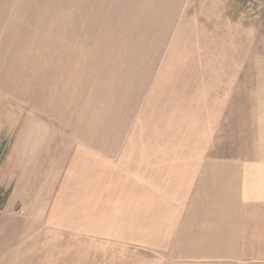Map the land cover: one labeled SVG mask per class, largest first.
<instances>
[{"label":"rangeland","instance_id":"obj_1","mask_svg":"<svg viewBox=\"0 0 264 264\" xmlns=\"http://www.w3.org/2000/svg\"><path fill=\"white\" fill-rule=\"evenodd\" d=\"M203 88L264 101V0H0V264H136L48 224L55 153L135 145Z\"/></svg>","mask_w":264,"mask_h":264},{"label":"crops","instance_id":"obj_2","mask_svg":"<svg viewBox=\"0 0 264 264\" xmlns=\"http://www.w3.org/2000/svg\"><path fill=\"white\" fill-rule=\"evenodd\" d=\"M206 98L173 101L135 145L108 131L62 147L48 224L129 245L136 264H264V101Z\"/></svg>","mask_w":264,"mask_h":264}]
</instances>
